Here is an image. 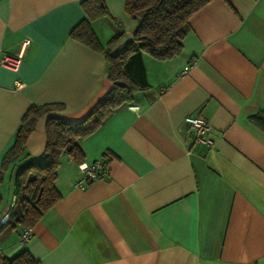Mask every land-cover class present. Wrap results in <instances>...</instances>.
Listing matches in <instances>:
<instances>
[{"label":"crops","instance_id":"1","mask_svg":"<svg viewBox=\"0 0 264 264\" xmlns=\"http://www.w3.org/2000/svg\"><path fill=\"white\" fill-rule=\"evenodd\" d=\"M81 1L0 0V56L28 40L16 69L0 65V169L31 103L63 104L37 119L25 144L32 158L49 115L80 120L112 85L105 54L69 35ZM103 1L108 14L91 25L102 45L123 31L118 52L138 20L123 0ZM188 22L182 52L143 54L149 87L82 141L83 162L106 155L107 173L79 186L78 163L62 156L61 198L25 243L20 227L0 234L4 257L26 249L40 264H264V130L249 120L264 111V0H211ZM195 114L212 147L187 137L184 117ZM2 188L10 200L2 206L1 196L0 217L9 167Z\"/></svg>","mask_w":264,"mask_h":264},{"label":"trees","instance_id":"2","mask_svg":"<svg viewBox=\"0 0 264 264\" xmlns=\"http://www.w3.org/2000/svg\"><path fill=\"white\" fill-rule=\"evenodd\" d=\"M211 0H123L127 15L138 20L136 28L122 50L115 52L123 31L113 34L102 45L91 22L108 14L103 0H82L84 16L71 28L69 35L91 49L101 51L108 61L110 89L98 98L88 112L77 121L49 115L46 119L45 146L36 157H29L26 140L37 119L62 103H31L20 117L15 138L1 159L3 173L11 169L14 200L0 223V234L6 229L33 227L40 217L61 198L57 188V168L62 156L74 162L84 160L82 141L93 134L117 109L130 103L137 91L149 87L143 54L157 60H168L182 52L183 40L189 30V17ZM249 120L264 130V111ZM1 203V194H0ZM20 231V230H19ZM0 264H40L26 249Z\"/></svg>","mask_w":264,"mask_h":264},{"label":"built area","instance_id":"3","mask_svg":"<svg viewBox=\"0 0 264 264\" xmlns=\"http://www.w3.org/2000/svg\"><path fill=\"white\" fill-rule=\"evenodd\" d=\"M28 40L23 39L20 43L19 48L15 52H7L4 51L0 56V65L6 66L12 69H16L21 61L23 56L24 48L27 44ZM188 65L183 66L182 70L176 73V76L179 77L184 74ZM19 85V83H16ZM184 122L186 124V133L187 137L194 142L202 143L208 147H212L214 144V140L209 135L210 125L207 122L206 118L202 115H187L184 117ZM106 155L101 156L93 160L90 163L80 162L77 164L79 171L82 173V178L78 182L79 186H83L86 183L93 181L94 179L104 175L107 173V163H106ZM14 200V197L11 198V204ZM7 213V212H6ZM6 213L0 217V223L6 217ZM33 235V227H22L18 233V239L20 243H25L28 241ZM3 249L0 246V260L3 258Z\"/></svg>","mask_w":264,"mask_h":264},{"label":"rangeland","instance_id":"4","mask_svg":"<svg viewBox=\"0 0 264 264\" xmlns=\"http://www.w3.org/2000/svg\"><path fill=\"white\" fill-rule=\"evenodd\" d=\"M1 196H2V198H3V201H2V206H5V205H7L8 203H9V200H10V196H9V193L8 194H6L5 193V190L2 188L1 189ZM5 213V212H4ZM11 229H9V228H6L4 231H3V233H5V232H8V231H10ZM4 244V243H3ZM6 244V243H5Z\"/></svg>","mask_w":264,"mask_h":264},{"label":"bare ground","instance_id":"5","mask_svg":"<svg viewBox=\"0 0 264 264\" xmlns=\"http://www.w3.org/2000/svg\"><path fill=\"white\" fill-rule=\"evenodd\" d=\"M5 218H6V217H5ZM5 218H4V219H5Z\"/></svg>","mask_w":264,"mask_h":264}]
</instances>
